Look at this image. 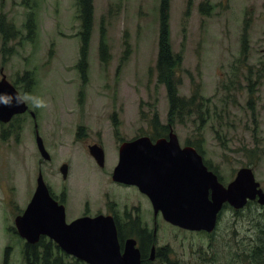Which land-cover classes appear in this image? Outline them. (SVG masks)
Returning <instances> with one entry per match:
<instances>
[{"label": "rangeland", "instance_id": "374dc122", "mask_svg": "<svg viewBox=\"0 0 264 264\" xmlns=\"http://www.w3.org/2000/svg\"><path fill=\"white\" fill-rule=\"evenodd\" d=\"M160 1L93 0L84 83L77 69V0H27L35 23L31 38L25 28L29 10L22 0H0V15L16 32L7 46L0 35V80L5 76L18 92L48 103L45 109L27 105L34 118L27 112L0 123V264L7 248L8 264H25V241L16 233L14 218L29 203L39 173L54 195L65 187L75 199L67 221L83 210L103 212L111 202L118 204L117 212L125 206L150 237L156 228L155 246L168 247L170 263L219 264L222 255L225 264H240V259L241 264H264V215L257 202L240 211L224 209L212 247L205 250L207 257L215 253V261L204 263L202 253L191 254L197 245L190 243L203 241L202 236L178 231L160 215L155 220L149 200L135 187L112 186L123 142L143 136L155 142L172 129L181 146L198 149L223 186L240 168L249 167L264 191V0H209L207 15L199 7L205 0H168L169 42L180 58L179 95L197 93L202 100L199 111L154 137L155 122L166 126L169 111L166 90L155 74ZM101 30L106 62L99 51ZM27 73L31 88L21 83ZM36 133L49 161L37 150ZM94 145L103 149L102 167L88 152ZM62 164L68 166L67 180L59 172ZM128 235L136 238L134 232ZM154 264L166 263L160 259Z\"/></svg>", "mask_w": 264, "mask_h": 264}, {"label": "water", "instance_id": "95a60500", "mask_svg": "<svg viewBox=\"0 0 264 264\" xmlns=\"http://www.w3.org/2000/svg\"><path fill=\"white\" fill-rule=\"evenodd\" d=\"M0 90L18 92L5 76L0 80ZM27 112L35 117L25 105L4 108L0 111V123H10L14 117ZM35 140L41 158L49 161L50 156L37 133ZM88 152L102 167V149L94 145ZM59 172L66 178L67 164H62ZM112 180L137 187L148 197L154 212H161L166 222L191 231L211 232L225 203L240 210L248 202L256 201L264 215V191L251 168H240L234 179L223 186L193 147L180 148L172 129L167 140L152 143L149 137L143 136L123 142L118 149ZM14 226L26 244H36L45 237L63 253L85 264H140L134 239L126 240L123 253L120 252L111 217H81L67 223L63 207L51 197L41 173L29 203L14 218Z\"/></svg>", "mask_w": 264, "mask_h": 264}, {"label": "trees", "instance_id": "16d2710c", "mask_svg": "<svg viewBox=\"0 0 264 264\" xmlns=\"http://www.w3.org/2000/svg\"><path fill=\"white\" fill-rule=\"evenodd\" d=\"M22 4L29 10L25 28L28 30V38H31V27L35 24L31 21L30 17L32 9L27 3V0H22ZM77 7L81 22V30L79 33L81 46L79 49L77 69L80 73L82 81L85 83L87 80L86 72L88 68V45L93 27V0H77ZM199 7L201 14H209V0L202 2ZM169 30L168 0H161L159 8L158 54L155 64V74L157 82L166 90L169 111L168 124L166 126L158 127L155 122L154 129L156 130V135L154 137H160L161 133L163 134L167 132L169 130V126H173L175 123L182 124L186 116L199 111L201 108V104L199 102L202 99H199L197 93L192 94L190 98L181 97L179 95L178 88L180 85V78L177 75V68L180 65V58L172 52L169 42ZM0 35L3 38L2 42L4 46H7L8 43L12 42L16 35L13 24L6 23V20L2 15H0ZM104 37L103 30H101L99 51L102 61L106 62L108 52L107 45L104 43ZM242 45L245 48V36L243 37ZM22 82H24V85L27 88H31L33 82L31 74H25L21 79V83ZM248 105L251 110L254 109L253 94H250ZM8 254L9 248L5 250L3 264H8ZM23 257L25 264H84L82 261L63 253L51 240L45 237H41L39 242L36 244L31 245L25 243L23 248Z\"/></svg>", "mask_w": 264, "mask_h": 264}, {"label": "flooded vegetation", "instance_id": "af4514ba", "mask_svg": "<svg viewBox=\"0 0 264 264\" xmlns=\"http://www.w3.org/2000/svg\"><path fill=\"white\" fill-rule=\"evenodd\" d=\"M169 132H170V130H169ZM169 132H168V134H169ZM168 134L165 137L160 138V139H166L167 140L168 139ZM149 139L151 140L152 143H154L151 138H149ZM185 147H192V146H181L180 145V148L181 149H184ZM197 152L199 153V151H197ZM201 157H202V155H201ZM103 159H105L104 153H103ZM202 159H203V157H202ZM93 160H94V158H93ZM203 162H204V160H203ZM204 164H205V162H204ZM205 166L210 170V168L206 164H205ZM67 178H68V176L66 178H63L62 180H67ZM111 181L113 183L112 186H116L117 188L124 189V188H127V187L130 186V185H125V184H122V183L114 182L112 180V176H111ZM133 187H135V186H133ZM47 188H48V190L50 192L51 197L59 205H61L63 207L64 212H65V218H66V222L67 223H70L73 220L78 219V218H81V217H96V216H99V215L109 216V217H111L113 219L114 224H115V227H116L117 238H118L119 248H120V252L121 253H123L125 241L128 240V239H134L136 241V246L135 247L140 252V264H154L157 260H160V259L163 262H165L166 264H177V262L170 263L167 260V258H168L167 257V249H168L167 246L164 247V248H157L155 246V243H156V241H155L156 228L154 227V230H153L152 235L150 237V235L147 234V229L146 228L141 227L136 220H131L130 219V214H129V212L126 211V207L125 206H122V211L121 212H117L116 209H118V204L117 203H114V202H111L110 205H109L110 207L109 208H107V207L104 208L103 212H94L93 214H90L88 210H83L82 211L83 214H81V215H79V216H77V217H75V218L67 221V216L68 215H71L73 213V211H75V208L73 207V200H75V199L68 194V190H66L65 187L60 191V193L58 195H54L51 192V190L49 189L48 186H47ZM135 188H136L137 191H139L137 187H135ZM116 190H118V189H116ZM139 193L142 194V197L144 196L145 198L148 199V197L146 195H144L143 193H141L140 191H139ZM144 197L142 199L145 200ZM106 199L109 200L110 198L108 197ZM149 202H150V200H149ZM252 202H256V201H252ZM144 203H146V202H144ZM150 204H151V202H150ZM248 204H250V202H248L246 204V206ZM229 206L230 205L228 203L223 204L222 209L220 210V212L218 213V216H217L216 226H215V228L211 232H208V231H205V230L191 231V230L183 229V228H180L178 226L172 225L170 223L169 224L172 227L176 228V230H178V231H184V232H186V233H188L190 235L202 236L204 238L203 241L198 242L199 240H191V242H190L191 245H197L196 246V250H194V249L191 250V254L193 255V254H200V253H202L201 260L204 263H208L209 261H215V258H214V254L215 253H212L210 257H207L206 256V253L208 254V251H205V250H210L211 249L212 246H211L210 241L216 235V231H217L216 229H217V226H218V222H219L220 216L223 213L224 209L226 207H229ZM230 207H232V206H230ZM233 209L236 210V211L242 210V209L237 210L235 208H233ZM153 215H154L155 220H156V218H157L158 215H160L162 217V213L161 212L155 213L154 210H153ZM132 232H134V235H135L136 238L130 237L128 235V233H132ZM207 237H209V240L208 241L206 240ZM195 241H196V243H194ZM252 259H255V258H252ZM224 260H225V257H223L222 255H220L219 258H218L219 264H225L224 263ZM231 264H232V262H231ZM240 264H241V259H240Z\"/></svg>", "mask_w": 264, "mask_h": 264}, {"label": "clouds", "instance_id": "9594fccd", "mask_svg": "<svg viewBox=\"0 0 264 264\" xmlns=\"http://www.w3.org/2000/svg\"><path fill=\"white\" fill-rule=\"evenodd\" d=\"M29 103L34 108L37 109H45L48 107V103L36 96L28 92L20 93V92H7L0 90V111L4 108H19L22 105L27 106Z\"/></svg>", "mask_w": 264, "mask_h": 264}]
</instances>
